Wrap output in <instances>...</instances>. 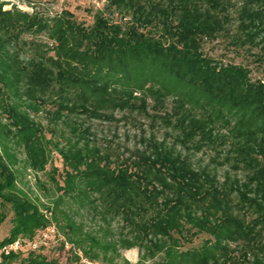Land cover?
<instances>
[{
    "label": "trees",
    "instance_id": "trees-1",
    "mask_svg": "<svg viewBox=\"0 0 264 264\" xmlns=\"http://www.w3.org/2000/svg\"><path fill=\"white\" fill-rule=\"evenodd\" d=\"M106 1L124 21L100 12L90 26H84L67 10L45 18L36 11L2 9L0 3V226L11 215V228L0 238V264H69L44 252V246L1 251L17 238L36 239L53 221L64 237L61 249L69 243L91 261L102 253L104 264H121L119 244L84 229L61 207L65 197L83 206L93 193L117 198L137 186L154 210L153 223L161 234L209 235L200 245L184 250L177 240L166 244L149 239L142 258L163 252L162 264H264L263 221L237 220L228 203L234 190L240 202L264 215V82L252 80L248 67L224 64L202 49L205 41L222 34L230 36L232 44L250 48L262 44L264 50V0ZM234 19L238 23L232 32ZM25 32H45L52 43L44 46L53 54L45 56L49 52L44 50L45 54L20 60L17 42ZM183 87L192 88L196 101L215 102L221 111L237 115L235 128L246 140L241 162L252 168L253 197L244 192L246 185L237 182L229 191L221 190L209 173L179 163L154 136L142 139L141 147L128 156L112 153L109 145L104 148L93 141L91 128L80 119H113L117 111L150 116L147 95L157 110L170 92ZM40 110L50 121L69 128L71 135L63 146L46 138L43 125L34 118ZM152 116L163 119L156 113ZM202 127L193 119L183 130L191 134ZM52 143L62 159V173L53 166L50 178L61 194L50 205H42L46 214L38 199L18 186L14 168L18 159L12 148H22L25 166L39 172L49 161ZM207 197L220 215H192L191 204ZM131 246L127 240L121 243L123 248ZM73 256L80 261L76 251Z\"/></svg>",
    "mask_w": 264,
    "mask_h": 264
},
{
    "label": "rangeland",
    "instance_id": "rangeland-1",
    "mask_svg": "<svg viewBox=\"0 0 264 264\" xmlns=\"http://www.w3.org/2000/svg\"><path fill=\"white\" fill-rule=\"evenodd\" d=\"M231 2L236 4L239 0H231ZM0 3L2 9H17L28 13L36 11L45 18L60 15L67 10L72 13L73 20L84 24V26H90L94 20V14L100 12L116 22L125 20L121 17L122 14L107 6L106 0H0ZM234 10L235 7L232 6L230 8L232 18L236 17ZM237 23V19H234L230 25L232 32L236 30ZM231 40L233 39L230 36L221 34L217 39L205 41L202 46L203 53L224 64H242L250 69L252 80L261 79L264 82L262 44L252 48L248 45L242 47L232 44ZM17 43L19 59L23 61L33 56L36 57L40 52L45 54L44 50L49 52L45 56L53 54V51H49L44 46V44L52 43L45 32L37 35L25 32L19 37ZM192 92V88L185 87L170 92L163 99V108L159 107L157 110L151 108L154 102L151 96L147 95L150 116L143 113L117 111L113 119L85 117H80V119L91 128L93 141L104 148L109 145V150L112 153L123 157L128 156L133 148L141 147L142 139L154 136L156 141L163 142L166 147L170 148L179 163L193 171L209 173L221 190L229 191L232 183L237 182L242 184L241 186L246 185L244 192L246 191L249 197H253L249 193L253 189V186L249 184L252 168L241 162L242 147L246 140L235 128L237 115L233 112H226V110L221 111L215 102L196 101L197 97L193 96ZM185 94L187 95L185 96ZM164 112L173 114H164ZM155 113L158 116H163V119L153 117L152 115ZM34 118L43 125L46 138H51V141L59 143V146H63L67 141L66 138L71 135L69 128L63 122L50 121L45 110H40L38 114L34 115ZM193 119L200 120L203 127L201 130H192L191 134H187L183 127ZM53 143L48 144L49 161L45 169L39 172L25 166V154L22 148L17 146L12 148L18 159V163L14 166L17 172V184L30 198L38 199L42 208V205H50L61 194L50 178L53 166L58 168L60 174L62 173V159ZM12 146L14 145L12 144ZM143 146L145 145L143 144ZM57 176V174L54 175L55 179ZM207 187L208 185L205 186V188ZM233 191L228 200L231 208L230 215L244 223H254L258 220L263 221L264 224V215L257 213L256 209L248 203L240 202L238 195ZM67 199L65 197L66 203L69 201ZM208 202V197L205 200L193 202L190 206L192 215L200 216L204 212L210 215H220V212L213 209ZM66 203L61 208L66 209L65 211L77 224L96 233L103 240L115 241L120 245L118 246L120 257L117 261L121 264H162L165 258L163 252H157L152 257L142 258L144 245L149 239L164 240L166 244L176 243L177 240V243L181 245L180 248L184 250L189 246L200 245L209 237L204 233L180 237L174 231H170L167 235L161 234L158 225L153 223L155 220L154 210L150 208L146 196L140 193L138 186L117 198L93 193L90 202L83 206H79L73 201ZM181 205L184 208L186 201ZM43 211L48 214L45 208ZM56 213L61 218L59 211ZM51 225L55 227V232L43 251L59 256L62 263L67 261L69 264H86L82 259L87 258L83 257L81 252L71 244L65 243L63 249L59 247L64 237L54 221ZM10 228L11 215L8 214L0 226V238L5 237ZM126 240L131 242L130 248L121 247V243ZM74 251L81 256L80 261L74 260ZM102 258L101 253L96 261L87 260L95 262V264H104L105 261Z\"/></svg>",
    "mask_w": 264,
    "mask_h": 264
},
{
    "label": "built area",
    "instance_id": "built-area-1",
    "mask_svg": "<svg viewBox=\"0 0 264 264\" xmlns=\"http://www.w3.org/2000/svg\"><path fill=\"white\" fill-rule=\"evenodd\" d=\"M54 232L55 227L53 225H49L46 229L41 230L36 239L29 241L25 238H17L13 242L4 245L1 251L8 254L11 251L16 252L27 247L33 250L38 249L40 246L45 247L46 244L49 243L51 236L54 235ZM82 261L86 264H95V262H90L87 259H82Z\"/></svg>",
    "mask_w": 264,
    "mask_h": 264
}]
</instances>
